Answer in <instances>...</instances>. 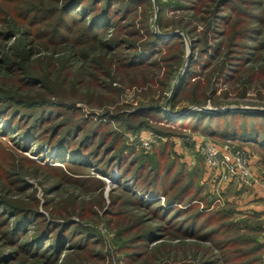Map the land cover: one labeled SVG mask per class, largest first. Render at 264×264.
<instances>
[{
    "label": "trees",
    "instance_id": "1",
    "mask_svg": "<svg viewBox=\"0 0 264 264\" xmlns=\"http://www.w3.org/2000/svg\"><path fill=\"white\" fill-rule=\"evenodd\" d=\"M57 1H59L57 5L47 7L35 4L36 0H1L4 8L0 11V24L3 26L0 29V37L7 40L6 43L15 38L14 43L8 48L21 47L20 51L23 54L22 56L15 54L17 61L12 60L8 54L4 59L0 58V73H8L6 72L8 69H15L7 66L8 62L14 66L19 64L23 68L20 82L23 84L24 92L16 97L0 90L1 134L10 136L18 148L24 151H32L37 142L41 144L38 145L41 149L43 145H47L48 150H55L54 158L58 162L70 165L71 173L91 174L87 168L92 167L101 176H111L114 166L117 165L118 178L123 180L129 178L133 181V187H126L124 192L133 197L135 204L148 209L145 212L147 218L151 221H161L158 225H144V229L137 233V238L141 242L139 246H144L145 252L158 249L161 242L156 246L152 243L165 238L163 233L171 229L192 238H202L222 251L232 246L233 241H220L217 236L239 225L236 220H228L234 211L232 209L205 211L199 209L197 204L204 199V196H201L204 190L198 185L205 162L200 152L193 168L188 170V165L180 162V156L174 151L178 160L171 161L164 175L160 170L155 171L158 163L154 156L138 155L134 151L136 157L129 159V155H124L123 152L126 146H121V150L117 151L114 143L102 149L109 134L104 133L95 151L88 152L94 144L95 137L100 135L98 128L102 121L96 123L97 126H93L92 131H87L90 120L86 117H82L81 120L80 117L77 118L80 108L75 103L64 102L67 100L65 95L69 89L81 96L86 93L94 98L100 96L103 100L108 99L107 91H110L116 75L122 79L130 78L134 84H140L138 78L140 76L144 78V72L152 67L176 70L182 60V35L174 34L163 38L154 33L150 22L152 17L150 0ZM185 1L200 3L204 0ZM234 1L212 0V7L207 11L202 10L204 12L201 20L206 21L205 25L200 27L198 22L192 28L188 25L181 26L187 34L198 32L199 37L192 42V47L198 48L199 54L197 58L192 55L188 68L182 74L172 96L171 109L175 108L181 97L194 105H204L207 99L212 100V97L216 96L220 83L225 84L223 91L227 94L230 91L228 86L235 84L241 70L252 71V78L257 76L264 78V56L260 55V51L264 49V35L261 39L264 34V0H239L244 5V11L240 13L241 19L233 23L232 16L227 15L225 11L235 10ZM180 6L173 9L177 10ZM168 7L169 4L158 0L160 29L166 28ZM192 7L193 10H198L196 5ZM246 7L250 9H245ZM259 10L262 11L258 13ZM51 20L53 21L51 24L47 23L49 25L46 27L36 29L37 25ZM6 46L8 45H0ZM157 55H160V58L153 59ZM254 62L257 64L250 66ZM195 68H199V72ZM72 77H75L76 81L70 83ZM103 78L107 81H103ZM166 82H162L164 87L168 85ZM247 83L253 84L251 80ZM102 88L105 92L101 91ZM247 90L248 88L243 90L242 94ZM90 101L93 104V99ZM115 112L110 114L107 111L106 115L136 134L145 128L155 129L147 120L138 121L139 117L151 119L152 116L162 115L156 119L177 125H185L184 120L186 122L194 118L192 126L195 131L237 141H253L258 143L264 152V113L243 111L214 113L194 110L187 116L172 118L160 107L145 105L126 114L121 113L120 108ZM54 115L56 118L65 116L69 118L50 129H44L47 119ZM70 117H76L77 120L73 121ZM130 120L137 121L133 125L129 123ZM93 156L98 157L97 160L94 161ZM157 159H160L159 154ZM27 162L61 172V181H58L60 184L73 183L82 189L87 187L89 181L98 182L101 187L105 185L104 181L96 176L88 178L73 176L61 166H42L29 158ZM73 165L79 168L81 173L73 171L71 169ZM179 165L181 167L176 172ZM10 166L12 170L5 173V176L16 172V165ZM35 168L28 167L25 171L34 169V173L38 174L39 168ZM175 172L176 175L172 177ZM16 179L20 182L25 181L19 177ZM185 180L187 181L184 183ZM60 184L56 186L59 188ZM5 186L6 184H3L1 188ZM228 189L234 190L232 183ZM144 194L152 197L162 194L169 206L157 205L158 200L140 197ZM192 202L194 203L191 204ZM183 205L190 206L184 208ZM33 209L32 206L20 208L6 200H0V214L2 212L6 214L5 220L0 215V240L9 248L0 253V264L15 262L21 253L43 258L42 264H58L62 257L75 255L89 244L92 245V242H101L95 229L88 227L83 229L82 226L76 229V232L84 235L85 242L83 240L73 242L70 232L77 225L76 222L65 218L62 222L54 220L43 223L41 214ZM10 214H13L14 221H9L8 225L5 221ZM239 222L241 224V221ZM35 223L36 225L32 227ZM32 229L34 233L30 239H26V234ZM124 232L126 229H119L118 238H121ZM50 239L52 242L47 243ZM249 243L255 244L254 239L244 240V244ZM121 246L119 247L120 252H123L121 260L127 261V258H131L128 261L134 262L136 260L134 256H139V253L132 255L121 249ZM255 246L250 252L244 251V255L236 250L237 252H233L232 255L237 253L238 256H232L231 259L227 256L229 251L223 252L222 259L226 264L243 262L257 264L261 260L260 257L249 258L254 253H261L264 246L258 244ZM67 251L69 252L66 255ZM204 256L206 259L201 261L202 264H215V260H218L211 257L213 254L211 256L203 254V258ZM239 256H244V261H238Z\"/></svg>",
    "mask_w": 264,
    "mask_h": 264
},
{
    "label": "rangeland",
    "instance_id": "2",
    "mask_svg": "<svg viewBox=\"0 0 264 264\" xmlns=\"http://www.w3.org/2000/svg\"><path fill=\"white\" fill-rule=\"evenodd\" d=\"M161 1L169 4V7L167 8L166 28L160 29L158 24V0H150V9H152L150 10L152 12L150 22L152 23L154 33L159 37L167 38L174 34L182 35V60L180 61V64L177 65L176 70H174L175 68L164 70L152 67L144 72V78L141 76L138 78L140 84H134V81H131L130 78L122 79L116 75L114 82H112V87L109 88L110 91H107L108 99L106 100H103L100 96L94 98V96L86 93L84 96H81L76 92H72L70 89L67 95H65L67 100L64 102L75 103L77 107L80 108L81 111H79L76 117H80V120L82 117H86L90 120V126L87 127V131H92V129H94L93 126L99 121H102L100 128H98L100 129V135L95 137L94 144L88 152L95 151L96 145L101 143V138L104 133L109 134L102 149L103 147L114 143L117 151L121 150V146H126V149H124L123 152L124 155H129V159L136 157L135 154H133L134 151L137 152L138 155L154 156L158 163L156 164V169L154 167L155 171L160 170L164 175L171 161L178 160L174 151L180 156L179 161L185 162L188 165V170H191L195 164H193V161H197L199 145L204 139H208L218 145L227 141H232L234 147L244 150L247 153L252 163L254 174L258 177V180L261 183L264 181V152L261 150L258 143H254L253 141H237L231 138H221L220 136L215 135L210 136L195 131L192 126L194 124V118L192 120L188 119L186 122L184 120L185 125L158 121L156 118L162 117V115L152 116L151 119H148V117H139L138 121L141 119L147 120L155 127V129L145 128L136 134L135 132L126 129L122 123L114 120L111 116L106 115L107 111L110 114H114L119 108L121 113L126 114L128 111H133L135 108L144 105L160 107L161 110H164L167 116L172 118L187 116L194 110L204 111L198 109L200 107L208 108V111L204 112L214 113L235 111L264 113L261 112L262 109H264V78L262 76L252 78V71L250 72L248 70H241V74L238 76L235 84L228 86L230 91L227 94L223 91L225 84L220 83L216 96L212 97V100L210 98L207 99L204 102V105H194L181 97L179 99L180 102L177 103L175 108H170L172 96L176 89L174 86L178 80L179 74L183 70L187 61L188 64L186 69L188 68L192 55L197 58L199 54L198 48L193 49L192 47V42L199 37L198 32L194 31L192 34H187L181 26L188 25L192 28L198 22L200 23V27L201 25H205L206 21L201 20L203 12L209 10L212 7L213 2L212 0H204L200 3L185 0ZM58 2L59 1L57 0H36L35 4L52 7L57 5ZM0 5H2L0 7L1 11V9L4 8L1 0ZM178 5H181L180 8L178 7L177 10L173 9ZM193 5H196L198 10H193ZM233 8L235 10L230 11L229 9H226L225 13L231 15L233 23H235L237 20L239 21L241 19L239 17L241 16L240 13L244 11V5L241 4L239 0H235ZM245 9L250 8L246 7ZM261 11L262 10H259L258 13ZM138 13H140V9ZM52 22V20L44 22L43 24H40V26L37 25V28H35L40 30L49 25L47 23L51 24ZM2 28L3 26L0 24V29ZM263 35L264 34H262L261 39ZM14 39L15 38H12L6 43L7 40L0 37V45H8L6 47H0V58L4 59V57H6L5 55L8 54L12 60L17 61L18 59L15 54L22 56L23 53L20 51L21 47H16L15 49L8 48L9 45L14 43ZM11 54H14V56ZM44 54L45 53H43V55ZM260 55L262 57L264 56V49L260 51ZM233 56L235 57L236 54ZM159 58L160 55H157L153 59ZM256 64L257 62H254V64H251L250 66ZM7 66L15 69H8L9 71L6 72L9 74L5 72L0 73V90L6 94L21 96V94L24 93L23 84L20 82L23 68H21L19 64L14 66V64L10 62L7 63ZM195 69L199 72V68ZM173 70L174 72H172ZM64 74H66V71ZM168 77H170L169 80H167ZM104 80L105 78H103V81ZM249 80H251L253 84L247 83ZM72 81H76L75 77L71 78L70 83ZM162 82H166L168 85L164 87ZM106 83L107 82H105V87L107 89ZM247 88V92L242 94L243 90L245 91ZM240 89L242 91H240ZM101 91L105 92L104 88H102ZM90 99H93V104L90 103ZM244 108H251V111H244ZM209 109H228V111L216 112ZM76 117L70 118L71 120L73 119V121H76ZM68 118L69 117L66 116L65 118H56L54 115L51 119H47L43 128L46 130L50 129L55 124L57 125L62 121H67ZM135 121L137 120H130L129 123L135 125ZM118 135L119 138L117 139ZM145 141L149 144H145ZM38 143L39 142L35 144L36 146L32 151H24L18 148L10 136H3L0 131V200H6L9 204L17 205L20 208L32 206L34 208L33 210H36L41 214L43 223L45 221L52 222L54 220L62 222L65 221V218L71 219L77 223L70 232V238L73 242H79L82 240L85 242L84 235H80L79 232H76V229H80L81 226L82 228L88 227L95 229L96 232H98L101 242H92V245L89 244L88 247L81 252H77L75 255L68 256L67 253L69 251L65 252L67 257H62L58 264H202L201 261L206 259L205 256L203 258V254L210 256L213 254L211 257L218 259L215 260V264H226L225 260L222 259L223 252L229 251L227 256L231 259L232 256H238L237 253L232 255L233 252L239 251L244 255V251L245 253L250 252L257 244L264 246V212L254 209L252 206L250 207V200L255 196L250 194L249 191L244 194L243 186V192L240 193L229 189L226 190L224 184L221 196H218L219 192L217 191H220L216 189L218 187V182H216L209 171H207L204 162V169L201 172L202 175H200V179L198 180V177L195 176L196 180H198V185L204 190L201 194L202 197L204 196V199L200 200L197 204H199V209L205 211L228 209L234 211L233 216H231L232 218L230 217L228 220H236L239 225H237L236 228L226 230V232H221V234L217 236V239L220 241H233L232 246H229L222 251L216 246H212L210 242L202 240V238H192L171 229L163 233L165 238H161L158 242L152 243L156 246L161 242L159 244L161 246L158 247V249H155L153 252H145L144 246H139L141 242L137 238V233L141 232L145 226L158 225L161 224V221H151L150 218H147L145 212L148 211V209L135 204L133 197L127 192H124L126 187H133V181H130L129 178H127L128 181L127 179H119L117 165L114 166L111 176H101L96 170H93L92 167L87 168L88 171H91V174H83L80 172V169L76 166L74 167V165L71 166V169L73 171H78L81 174L71 173L69 169L70 165L58 162L54 158V149L48 150L47 145H43V148L41 149V147L38 146L41 144ZM194 144L195 146H193ZM158 154L160 155V159H157ZM25 157L32 159L36 163L38 162L42 166H61L64 171H67L73 176L87 178L94 176L99 177L104 181L105 185L101 187L98 182L89 181L87 187L82 189L73 183L60 184L58 181H61V172L33 165L30 162H27V158ZM97 158L98 157L93 156L94 161L97 160ZM11 164L16 165V172L9 174L10 176H5V173H9L12 170V167L10 166ZM28 167L34 169H36L35 167H38V174L34 173V169H29V172H26L25 169ZM180 167L181 165H179L176 172ZM176 172L172 177L176 175ZM16 177H19L22 180L24 179L25 181L20 182ZM186 181L187 180H185L184 183ZM3 184H6V186L2 189L1 186ZM58 184H60L59 188L56 186ZM261 188L263 191L262 194H264V185ZM239 191H241V189H239ZM140 197L147 200H158L157 205L169 206L167 205L165 196L162 194L155 195L154 197L144 194L142 196L140 195ZM209 202L210 204L208 205L207 203ZM193 203L194 202L191 204ZM188 206L183 205L182 207L186 208ZM0 215H2L1 218L5 220V212H2ZM144 218L147 219L144 220ZM9 221H14L13 214L8 215L5 222H8V225H10ZM239 221H241V224ZM35 225L36 223L32 227ZM7 228L8 227H6V229ZM35 229L36 227L34 230ZM119 229H126V232H124L121 238H118L117 235ZM33 233L34 231L32 229L26 234V239H30ZM51 239L48 240L47 243H51ZM248 239H254L255 244H244V240ZM91 241L93 240L91 239ZM120 245H122L121 249L125 252L132 253V255L134 253H139V256H134L136 259L134 262L128 261L131 258H127V261L121 260L123 252H120L119 250ZM6 249L9 248L0 240V253ZM256 257L261 258L257 264H264V248L261 253H254L249 259ZM238 261H244V256H239ZM42 263L43 258L41 257L38 258L31 254L26 255L21 253L19 259L10 264Z\"/></svg>",
    "mask_w": 264,
    "mask_h": 264
},
{
    "label": "built area",
    "instance_id": "3",
    "mask_svg": "<svg viewBox=\"0 0 264 264\" xmlns=\"http://www.w3.org/2000/svg\"><path fill=\"white\" fill-rule=\"evenodd\" d=\"M144 141V140H143ZM145 144H149L145 141ZM199 152L203 155L209 173L218 182L216 188L221 196L223 184L237 181L242 185L253 186L260 184L254 174L252 163L244 150L234 147L232 141L218 145L204 139L199 145Z\"/></svg>",
    "mask_w": 264,
    "mask_h": 264
},
{
    "label": "crops",
    "instance_id": "4",
    "mask_svg": "<svg viewBox=\"0 0 264 264\" xmlns=\"http://www.w3.org/2000/svg\"><path fill=\"white\" fill-rule=\"evenodd\" d=\"M194 163L195 162L193 161V164ZM231 183L233 184V187H234L233 191L240 192V193L244 191V194H246L245 192L249 191L250 194H253L255 197H253L250 200L251 201L250 202V204H251L250 207L252 206L254 209L261 210V211L264 212V194H262L263 191L261 190L262 189L261 187L264 185V181H262L260 184H255L253 186H248V185L244 186V185L240 184L237 181H233ZM231 183L225 184V189L226 190L230 187ZM242 186L244 187V189L242 188ZM239 189H241V191H239ZM242 189H243V191H242Z\"/></svg>",
    "mask_w": 264,
    "mask_h": 264
},
{
    "label": "water",
    "instance_id": "5",
    "mask_svg": "<svg viewBox=\"0 0 264 264\" xmlns=\"http://www.w3.org/2000/svg\"><path fill=\"white\" fill-rule=\"evenodd\" d=\"M187 64H188V61H187V63L185 64V66H184L183 70L181 71V73L179 74V76H178V80H177V82H176L174 88H176V86L178 85V82H179V80H180V78H181V75H182L183 71L186 69ZM173 90H174V89H173ZM198 109H201V110H204V111H208V110H207V109H208L207 107H200V108H198ZM209 110H211V111H216V112H224V111H228V109H209ZM238 110H240V109H238ZM244 111H251V108H244ZM261 112H264V109H262Z\"/></svg>",
    "mask_w": 264,
    "mask_h": 264
}]
</instances>
